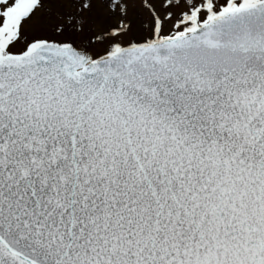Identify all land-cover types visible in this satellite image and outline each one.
Segmentation results:
<instances>
[{
  "label": "snow or ice",
  "instance_id": "6c2138e0",
  "mask_svg": "<svg viewBox=\"0 0 264 264\" xmlns=\"http://www.w3.org/2000/svg\"><path fill=\"white\" fill-rule=\"evenodd\" d=\"M0 264H264V0H0Z\"/></svg>",
  "mask_w": 264,
  "mask_h": 264
}]
</instances>
